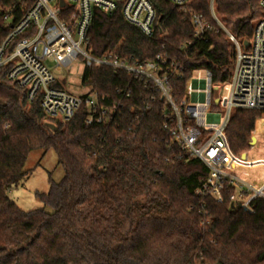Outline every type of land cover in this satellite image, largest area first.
I'll use <instances>...</instances> for the list:
<instances>
[{"label":"trees","instance_id":"1","mask_svg":"<svg viewBox=\"0 0 264 264\" xmlns=\"http://www.w3.org/2000/svg\"><path fill=\"white\" fill-rule=\"evenodd\" d=\"M259 1L216 0V18L247 43L263 16ZM150 2L166 36L147 38L120 11L95 12L87 51L139 61L167 54L182 74L170 83L176 103L195 71H210L216 88L226 82L234 45L212 18L210 0H193L183 10ZM33 4L0 0V46L13 26L3 14L12 11L15 24ZM193 14L211 27L199 39ZM7 73L0 70V264H264V199L243 209L231 198L244 191L229 181L223 204L199 195L209 170L163 129L171 111L151 87L109 68L86 69L83 84L120 106L111 126L87 127L83 110L68 123L47 118L40 101L29 103ZM126 90L128 98L117 92ZM226 136L238 158L236 174L264 184V175L248 174L264 168L261 113L234 111ZM51 150L64 178L38 194L43 209L24 212L9 192L27 179L30 155Z\"/></svg>","mask_w":264,"mask_h":264},{"label":"built area","instance_id":"2","mask_svg":"<svg viewBox=\"0 0 264 264\" xmlns=\"http://www.w3.org/2000/svg\"><path fill=\"white\" fill-rule=\"evenodd\" d=\"M164 1L183 10L193 0ZM215 1L210 0V14L234 45L229 79L219 85L228 86L229 90L222 99L216 97L219 87L214 86L212 73L198 70L187 85L183 101L176 103L170 83L181 79L182 74L176 61L167 54L139 61L116 54L95 57L87 51L95 12L111 16L120 11L125 22L147 38L166 36L168 32L158 21L150 0H34L15 24L12 11L4 13L5 23L13 26L0 46V70L8 68V81L25 91L29 103L38 99L47 118L68 123L83 110L87 127L111 126L120 114V106L117 102L110 103L108 97L100 96L91 87L83 96L69 94L53 71L62 72L81 59L86 69L109 68L116 74L124 73L144 82L171 111L169 116L165 115L163 129L185 154L200 160L209 170L199 195L211 196L223 204L229 181L244 191V195L231 200L242 201V208L250 211L252 201L264 199V186L256 189L238 178L233 170L238 158L231 152L226 130L236 110L257 111L264 121V0L259 1L263 16L254 27L249 47L218 22ZM192 24L198 39L211 29L196 14L192 16ZM117 92L122 98L131 96L129 90Z\"/></svg>","mask_w":264,"mask_h":264},{"label":"rangeland","instance_id":"3","mask_svg":"<svg viewBox=\"0 0 264 264\" xmlns=\"http://www.w3.org/2000/svg\"><path fill=\"white\" fill-rule=\"evenodd\" d=\"M85 71L86 66L79 59L69 68L64 69L62 72L53 71V74L61 82L66 92L74 96H83L90 91V88L82 82ZM228 94V86H220L216 97L222 99ZM25 169L29 172L27 179L18 187H14L9 192V197L24 212L43 209L44 206L38 199V194L48 193L51 180L60 183L64 178V170L58 164L57 156L53 150L48 153L43 151L33 152ZM248 174L252 178H263L264 168L250 170ZM241 202L238 201L237 204L239 205Z\"/></svg>","mask_w":264,"mask_h":264},{"label":"crops","instance_id":"4","mask_svg":"<svg viewBox=\"0 0 264 264\" xmlns=\"http://www.w3.org/2000/svg\"><path fill=\"white\" fill-rule=\"evenodd\" d=\"M251 185V184H250ZM253 188H256V189H259V188H262L264 186V184H261L259 181H258V184L257 185H251Z\"/></svg>","mask_w":264,"mask_h":264},{"label":"water","instance_id":"5","mask_svg":"<svg viewBox=\"0 0 264 264\" xmlns=\"http://www.w3.org/2000/svg\"><path fill=\"white\" fill-rule=\"evenodd\" d=\"M245 47H249V43H245ZM215 105L217 106L218 105V100L215 101ZM245 155H243L242 157H244Z\"/></svg>","mask_w":264,"mask_h":264},{"label":"bare ground","instance_id":"6","mask_svg":"<svg viewBox=\"0 0 264 264\" xmlns=\"http://www.w3.org/2000/svg\"><path fill=\"white\" fill-rule=\"evenodd\" d=\"M238 178H239L241 181L245 182L246 184L250 185V183H248V182L245 181L244 179L240 178L239 176H238ZM251 185H252V184H251ZM251 185H250V186H251Z\"/></svg>","mask_w":264,"mask_h":264}]
</instances>
